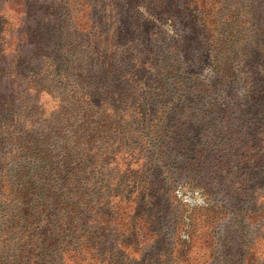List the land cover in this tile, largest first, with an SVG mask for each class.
<instances>
[{
  "label": "trees",
  "instance_id": "obj_1",
  "mask_svg": "<svg viewBox=\"0 0 264 264\" xmlns=\"http://www.w3.org/2000/svg\"><path fill=\"white\" fill-rule=\"evenodd\" d=\"M33 1L0 0V264H129L173 178L264 229V0H143L126 26L127 0Z\"/></svg>",
  "mask_w": 264,
  "mask_h": 264
},
{
  "label": "rangeland",
  "instance_id": "obj_2",
  "mask_svg": "<svg viewBox=\"0 0 264 264\" xmlns=\"http://www.w3.org/2000/svg\"><path fill=\"white\" fill-rule=\"evenodd\" d=\"M33 2H36V9L40 0ZM0 6V14L17 17L16 7L11 4ZM137 10L145 13V2L127 0L120 7L117 17L124 21L125 26L128 16L133 20L139 18L143 23L140 17L135 16ZM173 18L174 21H178L176 17ZM150 20L155 23L153 31H158L159 28L156 26L158 21L152 17ZM128 29L135 31V37H138V28L132 23ZM161 29L168 35L174 30L169 22L163 24L160 31ZM159 34V31L155 33V43ZM143 36L144 33L141 34V37ZM148 96L155 99V94L152 92ZM40 101L50 111L56 105V102L47 95L42 96ZM152 105L155 106V102ZM162 168L161 163L155 160V169L162 170ZM192 183L188 178L183 182L180 178H173L168 184V189L160 184L159 187H155V190L158 188L155 194L159 196V200L155 198V211H153L155 226L146 229L142 222H138L141 229L135 230L134 238L128 240L132 242L130 248L133 247L138 251L126 250L129 264H264V229L240 228L236 221L225 222L220 218L222 214L218 211V207L207 210L212 204L210 206L200 204L203 201L200 196L201 191L193 189ZM156 185L158 186L157 183ZM192 195L194 197H191ZM176 205L179 207L178 215ZM120 207L122 208L121 204ZM115 213L118 223L130 222L128 214L122 213V210L118 209ZM118 233L122 234L123 231L118 228ZM67 258L66 264H70Z\"/></svg>",
  "mask_w": 264,
  "mask_h": 264
}]
</instances>
